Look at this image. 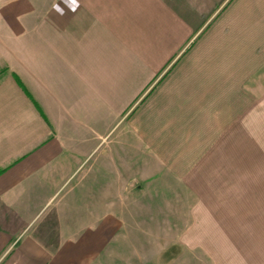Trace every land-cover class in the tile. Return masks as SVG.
I'll list each match as a JSON object with an SVG mask.
<instances>
[{"label":"crops","instance_id":"obj_1","mask_svg":"<svg viewBox=\"0 0 264 264\" xmlns=\"http://www.w3.org/2000/svg\"><path fill=\"white\" fill-rule=\"evenodd\" d=\"M72 4L0 0V264L95 258L125 195L198 175L218 264H264V0Z\"/></svg>","mask_w":264,"mask_h":264},{"label":"rangeland","instance_id":"obj_2","mask_svg":"<svg viewBox=\"0 0 264 264\" xmlns=\"http://www.w3.org/2000/svg\"><path fill=\"white\" fill-rule=\"evenodd\" d=\"M202 180L194 177L190 188L165 179L160 192L146 187L140 194L125 195L124 209L114 210L117 224L98 243L97 256L80 264H218L217 252L232 258V236L221 233L218 225L228 223L226 214L218 209L216 195L198 192ZM221 260L229 263L226 256Z\"/></svg>","mask_w":264,"mask_h":264},{"label":"clouds","instance_id":"obj_3","mask_svg":"<svg viewBox=\"0 0 264 264\" xmlns=\"http://www.w3.org/2000/svg\"><path fill=\"white\" fill-rule=\"evenodd\" d=\"M75 6H76V4H75V0H73V4L70 5V8H71L72 10H75ZM53 7L56 9L57 12L63 14V9H61V8L59 7V5L54 4Z\"/></svg>","mask_w":264,"mask_h":264}]
</instances>
